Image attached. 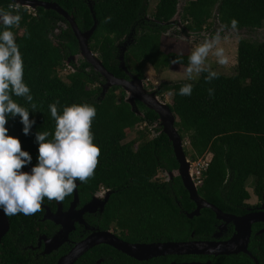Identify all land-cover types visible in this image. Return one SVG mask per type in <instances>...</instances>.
<instances>
[{
  "label": "trees",
  "instance_id": "trees-1",
  "mask_svg": "<svg viewBox=\"0 0 264 264\" xmlns=\"http://www.w3.org/2000/svg\"><path fill=\"white\" fill-rule=\"evenodd\" d=\"M40 1L57 2L75 18L81 31L90 30L94 24L86 0ZM151 1L92 0L98 26L90 40V49L116 77L128 78L119 67L117 43L123 42L133 29L135 41L125 54L126 66L133 75L144 80L146 65L159 72L177 59L181 61L178 65L188 67L189 54L164 50L165 35L173 27L161 24L175 17L181 1L186 2L181 13L185 26L181 33L186 36L210 38L216 33L215 23L230 31L233 19L238 21L236 32L248 36L264 28V0H158L150 15ZM12 3L0 0V9L11 11L8 6ZM19 14L22 17L19 28L10 30L15 34L23 59L24 82L30 88L32 103L36 104L33 111L24 98L12 97L28 108L30 119L36 121L26 136L21 118L8 117V135L18 138L22 149L32 156L31 165L22 170L32 169L38 163L36 133L47 131L52 134L48 140L53 138L56 122L49 105L58 100V111L62 114L64 107L88 104L96 109L91 131L101 155L94 176L87 183L77 181L81 192L88 195L101 187L115 191L106 219L127 229L131 239L143 240L159 232L165 240L188 239L200 226V218L191 220L182 212L193 209L185 203L188 191L178 179L175 190L182 204L180 208L167 193L168 186L154 182L163 171L179 168L172 143L162 132L159 116L140 102L137 105L143 116L135 114L120 86L110 88L103 97L105 80L86 61L74 66V71L63 79L60 72L66 68L69 56L80 52L72 27L62 29L60 25L66 19L41 7L33 12L22 7ZM147 17L159 23L148 22ZM59 28L61 33L57 35ZM4 30L0 25V32ZM204 33L210 35L203 36ZM237 51L233 76L218 73V78L206 82L208 72H202L196 82H167L158 90L159 95H172L169 105L177 116L179 133L189 143L185 148L187 155L195 161L208 153L213 155L199 191L215 203L224 202L223 207L250 199L247 187L251 180L258 194L264 191V42L242 38ZM186 84L193 86L192 94L179 95L180 88ZM209 89H214L213 95H209ZM151 129L156 133L153 138ZM128 131H135L137 136L127 141ZM44 201L49 203L47 199ZM30 218L21 213L16 221L11 219V227L16 223L27 224Z\"/></svg>",
  "mask_w": 264,
  "mask_h": 264
},
{
  "label": "flooded vegetation",
  "instance_id": "flooded-vegetation-1",
  "mask_svg": "<svg viewBox=\"0 0 264 264\" xmlns=\"http://www.w3.org/2000/svg\"><path fill=\"white\" fill-rule=\"evenodd\" d=\"M60 27L65 30L71 28L67 22L61 23ZM61 28L57 30V35L61 33ZM132 34L131 38V35L126 38V40L131 41L130 45L135 41V32ZM122 43L124 41L117 43V51L120 50ZM76 56L77 54H74L68 58L72 57L73 60L70 64L73 67L76 66L73 62ZM83 61L86 60L83 59ZM178 179L183 184L180 177L169 175L166 177L159 175L154 178V182L156 184H166L169 189L167 193H170L177 205L182 208L175 190ZM193 183L203 201L217 207L221 212L217 213L211 208L201 209L200 216L197 217L200 218V226L198 225L192 231L188 239L165 240L161 232L143 240L131 239L127 229L123 230L114 221L111 222V220L106 219L113 195L107 199L108 192L111 189L101 187L96 192H89L87 195L84 191L81 192L79 189L80 184H78L77 201L75 190L67 202L49 201L47 204L44 201L42 204L43 210L35 215H30V222L27 224L16 223L11 227V219L16 221L19 214L7 216L10 227L0 243V264H59L63 258L71 254L88 237L100 232H109L130 244L200 242L208 243L214 247H210L208 253L133 257L108 244H99L87 250L74 264H264V191L258 194L255 190V183L252 181L251 186L248 183L247 189L254 194L253 200L250 196V199L243 204H230L228 206L224 204L223 207L224 202L215 203L208 195L200 193L199 188L203 184L198 186L194 181ZM180 197L184 198V196ZM185 203L193 209L189 212L182 210L183 213H193L196 210L197 203L190 198L189 192L188 200H185ZM60 204L62 212L59 213ZM72 206L73 210H71ZM48 213L49 216H47ZM58 214L60 215L58 216ZM54 216H57L56 219L59 221H69L68 229L50 219ZM250 222L249 240L245 241V229H247V224ZM238 228H241L242 233H244L239 241L236 240ZM222 245L232 246L237 253H219ZM228 246H223L222 249H226Z\"/></svg>",
  "mask_w": 264,
  "mask_h": 264
},
{
  "label": "clouds",
  "instance_id": "clouds-1",
  "mask_svg": "<svg viewBox=\"0 0 264 264\" xmlns=\"http://www.w3.org/2000/svg\"><path fill=\"white\" fill-rule=\"evenodd\" d=\"M8 7L11 11L0 9V25L5 29L0 32V209L6 216L21 213L30 216L43 210L45 199L62 203L76 189V181L87 183L98 167L101 149L94 144L91 131L96 109L88 104H74L64 107L60 114L57 100L49 105L56 122L53 138L48 140L52 134L47 131L36 133L38 163L32 167L31 173L22 171L31 165L32 156L22 149L18 138L8 135L6 125L9 116L20 117L23 133L29 135L36 121L30 119L28 108L12 97L24 98L33 111L36 104L32 103L30 88L24 82L23 59L15 34L10 29L19 28L22 19L20 9L29 6L15 0ZM231 30L238 31L235 19L231 21ZM222 39L226 37L217 31L191 51L186 69L188 79H192L194 73L199 75L202 72H208L206 82L218 78V73L212 71L206 61L211 55L221 66L229 65L231 58L221 46ZM180 62L179 59L173 61L174 64ZM192 88L191 84L182 86L179 95L190 96ZM213 94L214 89H209V95Z\"/></svg>",
  "mask_w": 264,
  "mask_h": 264
},
{
  "label": "water",
  "instance_id": "water-1",
  "mask_svg": "<svg viewBox=\"0 0 264 264\" xmlns=\"http://www.w3.org/2000/svg\"><path fill=\"white\" fill-rule=\"evenodd\" d=\"M13 3L15 0H11ZM88 1V5L90 7L91 13L94 18V24L90 30L87 31H81L75 21V18L70 15L65 9H63L57 2H45L40 0H16V2L20 3L21 5H28V9H31L32 11H36L39 7L45 9V10H53L56 11L59 15L63 16L67 22L72 27L73 33L77 39L78 47H79V54L82 56L83 59L86 60V62L91 65L94 70L99 73L103 79L105 80L103 87H102V96L104 97L107 92L112 87H118L120 86L125 92H126V103H128L132 111L140 116H143L141 111L138 108L137 102L142 103L144 106H146L149 110L154 111L159 116V122L162 127V132L166 134L169 138V140L172 143L174 154L176 157V160L178 162L179 168L171 173H167L168 175L171 174L172 177H180L183 181V184L186 188V190L190 194V198L197 203V208L193 213H187V217L189 219H194L195 217L200 216V210L203 208H211L213 211L220 213L221 211L206 202L203 201V199L198 194V189L193 183L192 178V159H188L187 153L185 151V143L184 140L179 133V130L176 126V123L178 121L177 116L174 114V112L171 110V107L169 104L163 102L158 94V90L155 91H148L146 89L145 83L143 79H140L139 77L133 75L126 66L125 61V54L128 51V46L130 45V40H126L127 37H132V33L126 36L124 39V43L120 46V52H119V67L126 73L128 78H119L116 77L112 72L108 71L107 68L104 66L103 61L99 58L98 54L93 52L90 49V40L93 37L97 26H98V20L95 15L94 11V3L92 0H86ZM186 2L183 3L180 2L177 8V14L175 17L165 23H161L162 25H172V27H176L178 25L179 29L181 31L184 30V25L182 23L181 13L183 12V8L185 6ZM147 20L157 21L155 19H152L149 17L146 18ZM157 23H159L157 21ZM233 32L232 30L227 31L224 29V33ZM203 36H206V33L203 34ZM191 37V39H196L195 36H188ZM72 57L67 60V63L70 64L72 61ZM27 173H31V169L29 170H22ZM77 187L79 182L76 181ZM77 187L75 189V199L78 200V191ZM115 191L111 190L108 192L107 199L114 194ZM106 199V200H107ZM59 213L62 212L61 204L59 205ZM74 206V205H73ZM73 206L71 210H73ZM50 214L48 213L47 216ZM60 214H58L59 216ZM57 216L51 217L50 219L54 220L57 224H62L65 226L66 229L69 227V221H59L56 219ZM247 219V218H246ZM245 220V219H244ZM250 224H247V229H245L246 239L245 241L249 240L250 236ZM9 219L4 214L3 210L0 209V243L1 240L6 236L7 232L9 231ZM242 229L238 228V235L236 236V240H241V236L244 234L242 233ZM66 239V238H64ZM99 244H108L110 246H113L114 248L130 255L133 257H139L143 255H153V256H161V255H168V254H191V253H208L209 248H213V245H210L208 243H200V242H165V243H156V244H130L126 243L122 240H120L115 235L109 233V232H100L93 234L92 236L88 237L83 243H81L77 248L71 252L67 257L63 258L59 264H74L87 250L90 248L97 246ZM232 244V243H231ZM230 245V244H228ZM228 245H222L228 246ZM220 247L219 253L222 254H233L237 253V251H234V248L232 246H228L226 249ZM211 252V251H210Z\"/></svg>",
  "mask_w": 264,
  "mask_h": 264
},
{
  "label": "rangeland",
  "instance_id": "rangeland-1",
  "mask_svg": "<svg viewBox=\"0 0 264 264\" xmlns=\"http://www.w3.org/2000/svg\"><path fill=\"white\" fill-rule=\"evenodd\" d=\"M157 3H158V0L151 1L150 6H149L150 15L154 13ZM213 31L215 32L221 31V36L226 37V39H222L221 46L225 48L226 53L231 58V62L227 66H221L220 64L217 63L216 58L210 55L206 61V64L210 67L212 71H215L227 77L233 76L236 73L237 55H238L237 49H238L239 41L242 38L252 39L257 42H264V28L259 31H256L250 36H248V34H243L242 32H236V31L228 32L225 34L224 29L218 23H215ZM181 32L182 31L179 29L177 25L176 27H173L172 30L169 33H167V35H165L166 39L164 40V50L170 51L172 49V50L182 52L183 54H189L190 56L191 51L197 45L203 43L205 39L196 38L193 40L191 39V37H188L182 34ZM206 34L210 35V33H206ZM170 46H172V48ZM82 61H83L82 56H80V54H77L73 62H75L76 66H79ZM66 65H67L66 68H64L60 72V75L63 79H65V77L68 74L74 71V67L71 66V64H68L66 62ZM186 69H187L186 66L172 63L169 68L157 72L153 66L148 64L144 67V73H145L144 83H145L146 89L148 91H155V90H159L160 86L167 82H179V81L196 82L200 78L201 73L199 75H195L194 73L193 78L188 79L186 76ZM159 97L163 102L167 104L172 103L171 94L159 95ZM143 127L145 126L144 125L138 126L137 129H142ZM155 135L156 133H154L153 130L151 129L150 137L153 138L155 137ZM127 136H128L127 141H130L134 139L137 136V134L135 131L133 132L128 131ZM184 143H185V148H187L189 146L187 139L186 141L184 140ZM188 159L189 160L191 159L190 156H188ZM167 173L162 172L160 173V176L166 177L168 176ZM169 176H171V174H169ZM251 183H252V180L250 181V184H249L250 186L252 185ZM249 192H250L251 199L253 200L254 194L251 192V190Z\"/></svg>",
  "mask_w": 264,
  "mask_h": 264
},
{
  "label": "built area",
  "instance_id": "built-area-1",
  "mask_svg": "<svg viewBox=\"0 0 264 264\" xmlns=\"http://www.w3.org/2000/svg\"><path fill=\"white\" fill-rule=\"evenodd\" d=\"M212 160V154H207L206 156L197 159L192 164V178L193 181L201 186L205 180V173L207 172L209 165Z\"/></svg>",
  "mask_w": 264,
  "mask_h": 264
}]
</instances>
